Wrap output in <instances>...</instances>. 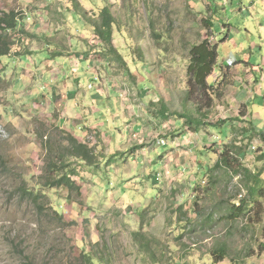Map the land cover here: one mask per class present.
<instances>
[{
  "label": "rangeland",
  "instance_id": "1",
  "mask_svg": "<svg viewBox=\"0 0 264 264\" xmlns=\"http://www.w3.org/2000/svg\"><path fill=\"white\" fill-rule=\"evenodd\" d=\"M84 1L95 3L79 1L92 18L105 5L112 7L114 46L125 59L140 60L144 83L139 86L106 50L99 53L110 62L100 88L108 94L106 82L111 81V91L127 96L130 108L119 111L114 122L110 108L96 114L109 126L116 124L115 136L107 127L104 134L96 127L85 130L82 141L93 147L94 164L66 157L76 169L73 179L81 185V195L66 187L46 189L47 196L37 204L22 191L36 188L45 146L62 149L70 142L58 105L38 95L47 85L32 74L37 69L27 60L21 65L1 56L0 264H84L89 252L103 264H264V197L247 193L253 173L246 169L254 175L264 170V142L253 131L252 117H242L244 112L225 95L206 111L208 124L227 119L220 128L205 125L193 131L174 114L195 112L194 102L185 100L187 66L190 48L205 35L216 36L210 41L218 44L219 62L246 54L252 64H264V0ZM70 2L0 0V14L14 9L22 19L35 12V17H46L42 26L48 22L51 30L64 23L65 9L77 12ZM73 18V24L62 26L75 33L83 25L78 16ZM20 31H5L4 36H12L13 46L22 45ZM99 103L104 107L103 100ZM255 111L264 119V109ZM162 138L165 145L158 143ZM225 144H232L233 156L236 144L243 148L240 163L215 170ZM240 193L247 204L243 212L233 206L240 204ZM255 201L262 203L261 215ZM221 245L229 255L214 262L212 252Z\"/></svg>",
  "mask_w": 264,
  "mask_h": 264
},
{
  "label": "crops",
  "instance_id": "2",
  "mask_svg": "<svg viewBox=\"0 0 264 264\" xmlns=\"http://www.w3.org/2000/svg\"><path fill=\"white\" fill-rule=\"evenodd\" d=\"M29 1L32 2L34 0ZM35 1L37 2V0ZM79 1L83 4L89 3L90 5H95V3H87L84 0ZM98 2L96 5L100 3ZM32 7L35 8V4ZM90 9L95 11L94 7L90 6ZM66 10L69 11L70 9H65V12H61L64 23L59 24L57 28L51 30L47 27L48 22H45L47 26L46 24L42 26V23L46 21V17L40 14L35 17V12H26V16H23L17 28V30L21 29V34L17 35L19 39L21 38L22 45L17 44L13 46L11 50L13 54L10 53L5 56L12 58L21 65L27 60L29 62L28 66L37 69L32 74L38 75L41 82H45L47 85V91L38 93V95L42 100L54 102L58 105L61 114L60 123L64 130L72 133L81 141L84 138L85 130L94 129L95 127L99 131L101 130V132L102 128L107 127L111 131L110 133L115 136L117 132L115 129L116 124L113 123V126H109L107 120H99L101 117H97L96 114L103 111L107 113L110 108L114 122L115 118L120 117L119 111H123L124 108L127 110L130 108L129 98L127 96L120 98L119 92L114 88L111 91V81L106 82L109 90L108 94L100 88L105 77L104 72L107 73V69H109L107 68V65L110 63L109 56L99 54L102 50H105L103 46L96 47L94 45V43L100 44V40L97 41L94 38L93 26H90L89 22L83 21L78 12H67ZM241 10L244 11V9ZM73 16H78L83 25L82 30H77L75 33L68 29L65 30L62 26L73 24ZM40 19L43 22H40ZM33 20L38 22L36 23ZM33 23H36L35 28L32 27ZM23 28L27 31H25V34L23 33ZM210 30L212 31L211 27ZM212 34L210 39H216L214 33ZM205 37L209 36L205 35ZM44 38H50L51 40L46 41ZM37 56L39 57L37 58ZM232 58L236 62L229 67L224 65L223 62L218 61V73L214 71L209 77V82H219L223 76L222 71L228 72L227 77L230 79V82L223 88L227 100L235 106L236 110L240 108L244 112L242 117H252L251 124L253 131H257L258 135L263 134L260 136L264 142V119L255 111V108L257 110L258 108L264 109V89L262 88V84H264V64L262 66L252 64L251 58L246 54L242 58L239 56ZM125 60L129 73H132L133 78H137L138 85L142 86L144 74H141V71L138 69L140 60L134 57ZM133 66L137 69L133 70ZM19 67L21 68V66ZM96 76L98 80L95 79ZM216 76L217 78H215ZM212 77L213 80H210ZM93 79H95L94 86L92 88L87 87L88 84L93 82ZM31 94L34 95L35 92H31ZM102 100L105 104L104 107L100 108L102 103L99 102ZM143 110L147 111L144 108ZM262 150L263 154L264 147ZM262 159L261 157L258 160V165ZM252 173L254 176V172ZM255 175L257 178H255V181H252L251 185L253 188L255 187L260 190L264 187V170H259Z\"/></svg>",
  "mask_w": 264,
  "mask_h": 264
},
{
  "label": "trees",
  "instance_id": "3",
  "mask_svg": "<svg viewBox=\"0 0 264 264\" xmlns=\"http://www.w3.org/2000/svg\"><path fill=\"white\" fill-rule=\"evenodd\" d=\"M71 1L75 5L77 12L82 14L84 19L93 25L95 33L99 37L100 45L102 44L104 49L109 53L108 55H113L123 68L128 69L123 54L113 43V29L116 23V16L112 11V7L110 5H105L101 9L98 18H92L78 0ZM20 16L19 12H16L14 9L0 14V57L11 53L14 40L11 35L4 36V32L16 30L20 23ZM205 22L208 27H211V22L208 19H206ZM218 57V44H213L208 37L202 39L199 43L194 44L190 48L185 100L194 102L196 109L195 112L175 111L174 114L179 118H185L186 125L193 129V131H199L201 127L205 125L220 128V125L227 123V119L218 120V122L213 124H208V122H206V116L208 115L206 111L213 107L217 99H221L225 95L223 88L230 82V79L227 77L228 72L223 71L222 79L219 82H209V77L213 74L215 68L218 67ZM167 111L168 109L163 105L161 108L162 115L165 116ZM204 111L205 113H203ZM62 131L65 133L66 139H69L70 143L62 149L54 148L55 146H52V144L45 146L48 153L45 157L43 172L39 176V180L35 186L36 188H23L22 193L33 199L37 204L42 197L47 196L46 189L66 187L69 192H76L79 196L81 195V185L73 179V176L76 175V169L71 168L66 160L68 155L81 161H86L89 164H94L96 155L93 147H90L87 142L79 140L75 135L67 133L66 130ZM235 148L239 150L236 153L237 155L235 154V156H233L232 154L235 152L232 149V144H225L213 169L216 170L217 168L223 167L231 169L234 165L233 161L235 164L237 162L240 163L238 156L241 151H243V148L237 146V144ZM262 155L264 156V153ZM246 171L250 172V175H252L249 169H246ZM255 178H257L256 175H254L252 179L255 181ZM263 188L259 190L251 186L248 188L247 193L249 192V196L251 197H264ZM240 195V204H234L233 206L235 210L243 212L247 204L246 199H243L244 196L242 193H240ZM253 205L255 208L258 207L257 214L261 215L262 203L255 201ZM62 218H64V216H62ZM228 255V250L224 245L216 247L212 252L214 262H219ZM103 263L104 262L99 259V256L95 255L93 252L84 254V264Z\"/></svg>",
  "mask_w": 264,
  "mask_h": 264
},
{
  "label": "built area",
  "instance_id": "4",
  "mask_svg": "<svg viewBox=\"0 0 264 264\" xmlns=\"http://www.w3.org/2000/svg\"><path fill=\"white\" fill-rule=\"evenodd\" d=\"M234 62L235 60L233 58H228L227 60L223 62V64L227 66H231L234 64ZM158 143L161 145H165L166 142H165V139L162 138V139H159Z\"/></svg>",
  "mask_w": 264,
  "mask_h": 264
}]
</instances>
